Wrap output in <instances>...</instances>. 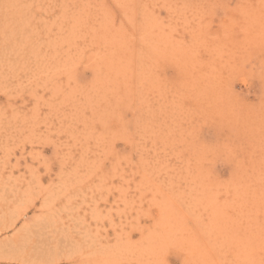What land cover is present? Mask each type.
I'll list each match as a JSON object with an SVG mask.
<instances>
[{
  "label": "rangeland",
  "instance_id": "374dc122",
  "mask_svg": "<svg viewBox=\"0 0 264 264\" xmlns=\"http://www.w3.org/2000/svg\"><path fill=\"white\" fill-rule=\"evenodd\" d=\"M0 264H264V0H0Z\"/></svg>",
  "mask_w": 264,
  "mask_h": 264
}]
</instances>
